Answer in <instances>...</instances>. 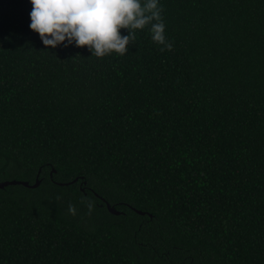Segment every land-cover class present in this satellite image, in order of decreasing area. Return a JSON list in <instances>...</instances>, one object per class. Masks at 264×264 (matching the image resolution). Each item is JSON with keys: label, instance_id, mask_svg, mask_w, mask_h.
<instances>
[{"label": "trees", "instance_id": "1", "mask_svg": "<svg viewBox=\"0 0 264 264\" xmlns=\"http://www.w3.org/2000/svg\"><path fill=\"white\" fill-rule=\"evenodd\" d=\"M160 2L171 51L97 58L0 0V182L40 180L0 188V264H264V0Z\"/></svg>", "mask_w": 264, "mask_h": 264}, {"label": "clouds", "instance_id": "2", "mask_svg": "<svg viewBox=\"0 0 264 264\" xmlns=\"http://www.w3.org/2000/svg\"><path fill=\"white\" fill-rule=\"evenodd\" d=\"M28 27L45 47L86 46L91 55L103 58L113 52L124 55L147 28L150 39L171 51L165 35L163 5L160 0H28ZM126 30V34L121 33ZM92 209L91 203L88 205ZM69 212L75 213L72 205Z\"/></svg>", "mask_w": 264, "mask_h": 264}, {"label": "water", "instance_id": "3", "mask_svg": "<svg viewBox=\"0 0 264 264\" xmlns=\"http://www.w3.org/2000/svg\"><path fill=\"white\" fill-rule=\"evenodd\" d=\"M75 180H77V178L76 179H74L73 181H75ZM39 183H40V180L39 179H36V181H35V183H33V184H29V182L28 181H21V180H6V181H2V182H0V188H3V187H5V186H7V185H14V184H21V185H23V186H27V187H37L38 185H39ZM59 184H67V183H59ZM106 204V207H107V209L111 212V213H113V214H119L120 212L119 211H117L113 206H111L109 203H105ZM138 213H144V212H142V211H140V210H136Z\"/></svg>", "mask_w": 264, "mask_h": 264}]
</instances>
